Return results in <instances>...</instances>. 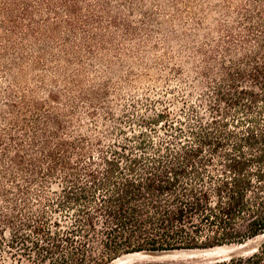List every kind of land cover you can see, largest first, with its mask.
Wrapping results in <instances>:
<instances>
[{
  "label": "trees",
  "instance_id": "trees-1",
  "mask_svg": "<svg viewBox=\"0 0 264 264\" xmlns=\"http://www.w3.org/2000/svg\"><path fill=\"white\" fill-rule=\"evenodd\" d=\"M118 1L0 0V256L9 264H108L264 235V0ZM124 10L142 15V37ZM208 10L219 15L212 25ZM150 42L177 61L175 78L138 75L165 86L161 97L132 98L117 113L111 87L117 97L138 85L97 86L89 73L118 76L123 60L149 70ZM129 264H264V238L247 256Z\"/></svg>",
  "mask_w": 264,
  "mask_h": 264
},
{
  "label": "rangeland",
  "instance_id": "rangeland-1",
  "mask_svg": "<svg viewBox=\"0 0 264 264\" xmlns=\"http://www.w3.org/2000/svg\"><path fill=\"white\" fill-rule=\"evenodd\" d=\"M111 1H114V0H111ZM202 1L206 3V0H202ZM118 2L120 4H125L127 3V0H119ZM210 2L212 4H219L221 3V0H210ZM150 5L151 4L149 3L144 8L145 12H148V13L151 12ZM124 7L126 6L124 5ZM123 9H126V8H123ZM157 12H160V14L164 15L163 17L164 20H167L168 18H170V14L173 13L172 10L167 9V8L158 10ZM124 13H125L124 15L129 17L131 23L136 27L137 32L139 34L138 36L142 37L143 33H141V31L139 30L141 27L142 15L140 16V14L138 13L132 14V12H128L127 10H124ZM151 13H153V11ZM207 13H208V17L205 22L209 25H212V21H213L212 18H219V15L213 10H208ZM159 20H163V19H159ZM192 26L193 24H188L187 28L184 30L190 31L193 29ZM150 28L153 29L154 31L158 30L156 24L150 26ZM154 35L158 37L160 36L156 32H154ZM202 38L203 37L200 36L199 40H202ZM180 42L184 43V41L182 40H180ZM193 44L198 45L200 44V41H196ZM124 45L127 48H131L130 42L129 43L125 42ZM147 45H148L147 48L150 49V51L146 52V54H143V56L141 57V60L144 62L145 64L144 66L149 67V70H146L144 67H140V66L132 64L131 60H123L124 67L122 68L123 70H121L118 76L106 70L100 71L102 69L100 67H96L95 71H92L89 73V79L93 83H95L97 86H101L100 84L104 83V80H108V79L111 82V84L113 83V85H115L116 87H120L123 81L127 79L132 81V83L135 84V87L138 85L137 88H132V90L129 91V94H127L126 92H120L121 96H117V97L114 96L115 91L111 87V94L109 98L112 100V102L118 103V106L114 109V111L117 113L121 112L119 108H123L119 106L121 105L120 103H127L132 98L144 99V97L146 96L150 98L161 97L159 95V92L161 91V89H164L165 86H162V88L159 89L152 83L153 81L151 80L150 81L142 80V82L138 83L136 82V78L138 77V75H146L148 79H155L156 77L170 78V79L175 78L176 74H174L172 70L168 68V66H174V64L177 61H171V60L168 61L167 58H165L164 51H166V49H164L163 51H155L154 49L152 50L151 42L148 43ZM160 47H163V46H160ZM174 48H176V46L173 47L172 51L174 50ZM110 57H112V55ZM160 57H161V60L163 59L166 61L167 65L165 68H163V66L160 65L161 61L158 60V58ZM123 59H126V58H123ZM156 66H159V67H156ZM130 67H131V71L129 73ZM37 72L38 71H34L33 73H37ZM33 73H31L28 77L32 76ZM30 81H28L29 85L32 84L30 83ZM162 84L166 85L167 87H174L173 80H169L167 84L165 82L163 83L162 81ZM0 85L2 87H4V85H7V81H5L4 78H2L1 74H0ZM2 107L5 108L4 105ZM83 110H86V109H83ZM263 238H264V235H261L253 239H250L243 244H233V245H225V246L215 247V248H210V249H198V250L184 251V252L173 253V255L163 256V257H144V259H137L135 255H131L134 253H131V254L122 255L124 257L121 256L122 259L120 261L124 262L122 264H127L129 262L132 263L137 260L142 261V260H151V259H161V260L167 259V260H178V261H188V262H201V261L210 262L215 259H227L232 255L233 256H238V255L247 256L254 251V249L259 245V243L261 242ZM12 261L13 259H11L7 253H2V256H0V264H9ZM113 261L114 260L110 261L108 264H115ZM22 264H28V262L26 260H23Z\"/></svg>",
  "mask_w": 264,
  "mask_h": 264
},
{
  "label": "bare ground",
  "instance_id": "bare-ground-1",
  "mask_svg": "<svg viewBox=\"0 0 264 264\" xmlns=\"http://www.w3.org/2000/svg\"><path fill=\"white\" fill-rule=\"evenodd\" d=\"M131 255H135L136 257H137V259H144V257L143 256H141L139 253H134V254H131ZM122 257H124V256H122ZM122 257L121 258H118V259H115L113 262L115 263V264H122V263H124V262H121L120 260L122 259ZM137 261H140V260H137ZM130 263V262H129ZM129 263H127V264H129Z\"/></svg>",
  "mask_w": 264,
  "mask_h": 264
},
{
  "label": "water",
  "instance_id": "water-1",
  "mask_svg": "<svg viewBox=\"0 0 264 264\" xmlns=\"http://www.w3.org/2000/svg\"><path fill=\"white\" fill-rule=\"evenodd\" d=\"M141 256H143V257H163V256H169V255H173V254H158V255H150V254H147V253H139ZM118 258H121V256L120 257H117V258H115V259H118ZM114 259V260H115Z\"/></svg>",
  "mask_w": 264,
  "mask_h": 264
}]
</instances>
